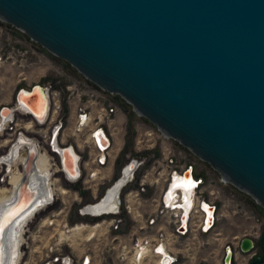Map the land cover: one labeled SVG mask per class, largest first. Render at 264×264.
Here are the masks:
<instances>
[{"label":"water","instance_id":"1","mask_svg":"<svg viewBox=\"0 0 264 264\" xmlns=\"http://www.w3.org/2000/svg\"><path fill=\"white\" fill-rule=\"evenodd\" d=\"M0 20L264 209V0H0ZM35 88L44 95L39 84L15 95L33 114ZM232 255L227 244L223 264Z\"/></svg>","mask_w":264,"mask_h":264},{"label":"built area","instance_id":"2","mask_svg":"<svg viewBox=\"0 0 264 264\" xmlns=\"http://www.w3.org/2000/svg\"><path fill=\"white\" fill-rule=\"evenodd\" d=\"M11 49H14V46ZM4 55L5 52L0 47V62H3ZM26 55H32L33 59L28 60ZM21 56L24 57L20 64L22 66L37 64L42 58L38 52L31 53L27 50H24ZM40 86L49 104L47 114L42 120L36 118L32 111L15 97L18 90H30L32 86L17 88L13 104L0 108V118L3 117L1 116L3 108L11 110L10 115L4 118L6 125L0 128V134L6 131L8 140L5 155L20 142L22 133L25 139L17 146L22 156L26 158L29 156L30 146L35 148L36 155L40 153L48 155L49 164L46 169L48 179L44 180L43 173L39 175L38 184L44 182L43 188L47 191L40 209L53 204L61 194H68L72 185L79 181L87 187L106 183L101 194L97 195L96 189L92 190L91 201L81 202L78 194L77 198L72 199L79 203L77 214L94 221L89 228L96 224H99L97 226L99 227L100 222L106 217L110 218L108 226L116 228L120 217H115L120 213L121 205H124L136 225L132 227V235H135V238L130 242L122 243L118 239L117 246L122 245L116 258L109 259L105 256L109 249L101 256L96 253L92 246L94 234L92 237L90 235L84 237L81 251L72 250L71 253H64L58 246L55 247V256L47 255V259L39 264H120L121 261L126 264H176L178 251L173 249L174 242L186 239L190 235H208L218 227L222 213L217 201L221 190L230 183L219 174L216 179L209 178V181L205 182L203 174L197 170V163L192 159L195 155L188 149L180 144L179 147H175L172 143L174 140L161 133L152 123V126L138 123L135 147L138 150H150L158 146L159 156L140 174L137 181V173L144 164L147 154L142 158L129 156L118 175L112 178L113 162L120 150L116 145L121 128V123L118 122L119 107L111 100L114 94L98 87L85 77L80 81L67 79L60 87H56L53 82ZM63 95L68 111H65L61 104ZM16 107L22 109L23 113L16 111L14 109ZM17 112L21 114L19 122ZM23 119L28 123H23ZM45 123L44 128L37 127ZM17 125L20 131L12 137L11 131H14ZM69 149L75 156L73 172H70V165L64 155V151ZM23 169L24 165L21 166V171ZM122 178H124L122 185L107 198L108 191ZM3 179L4 177L0 176V181ZM9 179L8 174L7 182ZM135 181L136 185L129 187ZM8 185L11 186L10 182ZM148 189H152L153 196L143 199L142 195ZM76 191L78 190H75V193ZM102 201L105 202L104 206L113 204L115 208L107 212L97 207ZM62 227L61 232H69L66 223ZM259 232L258 228L253 231L251 239L254 245L244 257L242 256L244 252L232 247L233 262L238 258L236 264H249L252 259L260 256L259 242H264V230L260 234ZM50 251L52 252V248Z\"/></svg>","mask_w":264,"mask_h":264},{"label":"rangeland","instance_id":"3","mask_svg":"<svg viewBox=\"0 0 264 264\" xmlns=\"http://www.w3.org/2000/svg\"><path fill=\"white\" fill-rule=\"evenodd\" d=\"M13 46L14 49H11ZM0 47L5 52L3 62H0V108L13 104L12 97H14L17 88H28L34 84L44 85L48 82H53L56 87H60L66 83L67 79L80 81L84 78L83 75L68 62L51 54L41 45L31 40L26 34L1 20ZM24 50L30 51L31 53L34 51L38 52L40 56L42 55L41 61L33 65H20L24 59V57L21 56ZM5 56H7V58H5ZM26 57L28 60L33 59L32 55H26ZM10 97L12 99H10ZM111 100L119 107L118 122L121 123L116 145L120 150L114 159L111 176L115 178L118 175L121 166L129 156L142 158L147 154L144 164L140 166L139 172L137 173V181L140 174L145 169H148L152 165L153 160L159 156L158 146L150 150H138L135 147L137 124L141 123L146 126H152V124L147 119L138 116L133 111L131 105L119 95H112ZM35 103L34 101L33 104L35 105ZM61 104L65 111L69 110L68 106L66 107L64 95L62 96ZM16 116L17 122H19L21 114L17 112ZM23 123H28V121L24 120ZM45 126L46 123L37 127L44 128ZM18 127V125L15 126V130L11 131L12 137L16 135V132L20 131V127ZM5 138L6 131L0 134L1 140ZM172 143L175 147L180 146L176 141H172ZM2 154L3 152L0 153V155ZM194 157H192V159L197 163V170L199 173L203 174L205 182H208L209 178L216 179L218 173L213 170L209 164ZM21 166L19 161H17L13 166V171L16 172L21 169ZM157 169H159V167H157ZM3 175L4 173H2V169H0V176L4 177L3 181H0V188L5 189V187L8 188L9 185L6 183L7 177ZM136 181L129 187H134ZM106 185V183H98L97 185L92 184L87 187L86 185H82L79 181L72 185V189H70L71 191L68 194H61L53 204L39 211L33 217L32 221L29 220L30 222H27V243L22 247L23 250L20 248V243L18 245L19 255L17 264H39L47 259V255L48 257L55 256V247L58 246H60V249L64 253H71L72 250L76 252L81 251L84 237H86L91 230V228L84 225H90L94 221L80 217L77 214L79 203L72 201V199L80 195L81 202L91 201L92 190L96 189V193L99 195L103 192ZM66 187H68V185H66ZM210 188L211 187H209V189ZM75 190H78L76 191L77 193H75ZM5 192L7 195L8 191H6V189ZM4 193L0 192V195H5ZM220 194L217 203L219 207H221L222 215L218 227L208 235H190V237L186 239H178L174 242L173 249L174 251H178V262L176 264H223V256L227 244H230L237 250L239 248V241L243 237L251 238L253 231L257 228L260 231L259 234L264 230V209L258 205L253 198L230 184L225 185ZM152 196V189H148L147 192L142 195L143 199H149ZM62 201L65 202L63 203ZM118 217H120V222L116 228L108 226L110 221L109 217H106L100 222L101 225L99 227L93 228L95 235L92 238V246L99 256H101L102 253L104 254L106 249H109L108 254L105 256L109 259L116 258L122 245L120 244L117 246L118 239H120L122 243L123 241L128 243L135 238V235H132V227L136 225V222H134L130 213L124 208V205H121L120 213L115 218ZM47 219L52 220V224L47 222L43 223V221ZM64 223H66L68 227L80 224V226L84 228L78 233L76 232L77 230L61 232ZM114 224H116V222H114ZM24 231L25 227L23 229V232ZM67 235L71 236L67 239L65 238ZM115 237L117 238L115 239ZM23 239L24 236L22 233V240ZM50 248H52V252ZM245 255V253L242 254L243 257ZM237 262L238 258L235 262L232 261L231 264H236ZM120 264L126 263L121 261Z\"/></svg>","mask_w":264,"mask_h":264},{"label":"bare ground","instance_id":"4","mask_svg":"<svg viewBox=\"0 0 264 264\" xmlns=\"http://www.w3.org/2000/svg\"><path fill=\"white\" fill-rule=\"evenodd\" d=\"M28 96V95H27ZM25 92L21 93L20 98L22 100L26 99L27 97ZM30 103H32L33 112L36 113L34 116L40 120H42L44 114H47V110L49 104L47 99L44 95L41 94V90L39 88H35L30 95ZM36 102L35 105L33 102ZM18 112H22V109L19 107L14 108ZM11 110L9 108H4L1 111L0 118V128L6 125L4 123V118L9 116ZM23 113V112H22ZM2 129V128H1ZM22 139L20 142H17L16 145L12 148L11 152L3 153L0 155V164L6 166V177L9 174L10 179L9 182L11 186L8 188L5 187L8 194L6 195L5 189L0 188V192L4 193L5 195H0V225H3L2 229H0V264H17L19 249L18 245L20 243V248L25 246L27 243L26 241V231L23 232L24 227L26 226L27 222L33 219V213H36L40 207H42V201L45 199L47 195V191L43 188L44 182L42 184H38L39 175H45V181L48 179V174L46 169L48 168V155L46 153H40L36 155V150L33 146H30L29 156L26 158L21 155V150L17 146L22 143L25 139V135L22 133ZM64 155L67 161L70 163V172H73L74 159L75 156L73 152L69 149L68 151H64ZM19 161L21 165H24V169L21 171L14 172V165L16 162ZM34 161V162H33ZM68 163V162H67ZM72 167V169H71ZM12 173V174H11ZM29 174L31 176H29ZM26 176V179L24 177ZM124 178L117 181V183L108 191L107 198L112 195L114 191H116L123 183ZM9 182L6 181L7 184ZM42 187V188H41ZM44 197V198H43ZM105 198L104 201L107 200ZM104 201H102L97 207L101 209H105V211L109 212L110 209H114L115 205L104 206ZM42 208L40 209V211ZM103 211V212H105ZM29 221V222H30ZM49 224H52V220H44ZM79 225V226H77ZM84 225V224H83ZM99 224L91 226V230L89 234L91 237L95 234L93 228H97ZM89 226V225H84ZM83 226L80 224H75L72 227H69V231L81 232L80 230L83 229ZM28 231V229H26ZM83 231V230H82ZM22 233L24 239L22 240ZM71 235L65 236L68 239ZM23 242V244H22ZM23 253V252H22ZM23 255V254H22Z\"/></svg>","mask_w":264,"mask_h":264},{"label":"crops","instance_id":"5","mask_svg":"<svg viewBox=\"0 0 264 264\" xmlns=\"http://www.w3.org/2000/svg\"><path fill=\"white\" fill-rule=\"evenodd\" d=\"M12 98L10 97V99H12ZM7 144H8L7 138H5L4 140L0 139V153L1 152H3V153L7 152ZM0 169H2V173H6V166L3 165L2 163L0 164ZM224 212H223V214H224Z\"/></svg>","mask_w":264,"mask_h":264},{"label":"trees","instance_id":"6","mask_svg":"<svg viewBox=\"0 0 264 264\" xmlns=\"http://www.w3.org/2000/svg\"><path fill=\"white\" fill-rule=\"evenodd\" d=\"M263 250H264V242L263 243L262 242L261 243L259 242V252H260V256L258 258H255L254 259L255 262H253L252 264H263V262H264V258H263L264 252H263Z\"/></svg>","mask_w":264,"mask_h":264},{"label":"flooded vegetation","instance_id":"7","mask_svg":"<svg viewBox=\"0 0 264 264\" xmlns=\"http://www.w3.org/2000/svg\"><path fill=\"white\" fill-rule=\"evenodd\" d=\"M29 222V221H28ZM28 223L26 224V226H25V231L27 232V230L26 229H28ZM263 243V242H262ZM263 252H264V250H263ZM263 258H264V254H263Z\"/></svg>","mask_w":264,"mask_h":264},{"label":"snow or ice","instance_id":"8","mask_svg":"<svg viewBox=\"0 0 264 264\" xmlns=\"http://www.w3.org/2000/svg\"><path fill=\"white\" fill-rule=\"evenodd\" d=\"M3 225H0V229H2Z\"/></svg>","mask_w":264,"mask_h":264}]
</instances>
